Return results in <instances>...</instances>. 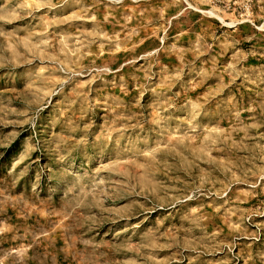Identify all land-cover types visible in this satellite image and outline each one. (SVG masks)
I'll return each mask as SVG.
<instances>
[{"label":"rangeland","instance_id":"1","mask_svg":"<svg viewBox=\"0 0 264 264\" xmlns=\"http://www.w3.org/2000/svg\"><path fill=\"white\" fill-rule=\"evenodd\" d=\"M0 264H264V0H0Z\"/></svg>","mask_w":264,"mask_h":264}]
</instances>
